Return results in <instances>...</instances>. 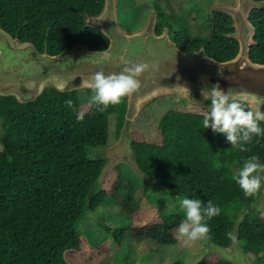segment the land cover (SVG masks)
Instances as JSON below:
<instances>
[{"label":"trees","instance_id":"1","mask_svg":"<svg viewBox=\"0 0 264 264\" xmlns=\"http://www.w3.org/2000/svg\"><path fill=\"white\" fill-rule=\"evenodd\" d=\"M104 1L0 0V25L15 36L19 33L22 40L32 41L41 51L47 43L55 54L77 41L104 49L109 37L100 28L86 25L83 15L99 12ZM161 6L170 8L169 3L154 6L160 12L157 32L168 25L179 48L205 46L219 60L237 55L238 39L226 34L235 29L229 13H212L210 37L205 38L191 34L188 27L175 28L174 21L180 18L168 15ZM250 19L257 28L250 57L264 63V5L253 8ZM85 90L83 97L78 89H46L28 102L0 95L5 129L0 134V264H97L105 250V244H92L77 226L108 196L119 199L126 187H134L118 165L107 174L102 189L92 190L105 162L98 146L109 142L114 115L115 136L120 134L127 96L100 112L89 102L92 88ZM69 99L72 108L65 104ZM209 108L210 100L197 104L175 94L157 97L135 121L133 146L141 167L171 191L170 195L202 200L205 206L212 200L221 209L219 216L206 223L209 237L226 245L231 242L226 233H233L238 212L257 196L245 198L232 177L253 155L264 163V136L245 145L248 151L231 148L226 134L219 133L218 141L214 140L210 128H202L201 123ZM77 115L82 119L78 121ZM260 126L264 129V122ZM166 197L163 192L156 208H141L126 195L119 199L122 212L129 215L126 224L116 226L105 218L97 221L115 238L118 248L128 232L160 246L176 243V229L184 214L166 212ZM239 240L253 261L264 263V211L246 216ZM197 264L233 263L211 252Z\"/></svg>","mask_w":264,"mask_h":264},{"label":"water","instance_id":"2","mask_svg":"<svg viewBox=\"0 0 264 264\" xmlns=\"http://www.w3.org/2000/svg\"><path fill=\"white\" fill-rule=\"evenodd\" d=\"M263 5V1L239 0L233 9L234 13L214 6L216 10L229 13L234 20V31L226 34L237 38L240 48L236 56L227 60L216 59L207 52L205 46L190 50L179 48L171 37L168 25L157 32L159 11L151 12L144 26L128 32L119 21L117 0H105L99 12L83 14L86 25L100 28L109 37L110 43L104 49H93L77 41L70 49L54 54L49 51L47 43L41 51L32 41L22 40L19 33L15 36L0 25V95H12L20 102L33 101L46 89L73 91L83 87L92 88V77L97 71L108 75L119 73L123 67H131L137 62L149 64L150 69L138 78L139 89L127 96V110L118 138L98 146L105 162L92 190L96 192L102 189L107 174L121 162H126L160 195L163 192L170 195L171 191H167L139 164L133 146L134 121L154 98L176 93L193 103H204L208 100L203 98L202 92L216 84L238 100L246 102L253 111L264 112V63L255 62L250 57L257 31L250 14L253 8ZM102 51H107L111 60L95 63L99 55H90ZM126 61L129 62L127 65ZM220 65L225 68L222 75ZM210 132L214 140L218 141L219 133H214L211 128ZM0 134H5L1 116ZM258 211H264V181L256 201L250 206L245 205L234 220L236 242L223 245L212 238L206 239L208 253L216 252L234 264H256L242 248L239 236L240 226L246 216Z\"/></svg>","mask_w":264,"mask_h":264},{"label":"rangeland","instance_id":"3","mask_svg":"<svg viewBox=\"0 0 264 264\" xmlns=\"http://www.w3.org/2000/svg\"><path fill=\"white\" fill-rule=\"evenodd\" d=\"M156 3L159 5L169 3V9L165 6H161V8L168 15L176 14L180 18H176L174 21L175 28L180 26L188 27L191 34L208 38L211 33V16L213 11L216 10L214 6L217 5L218 9L223 8L226 11L234 13L233 9L238 5L239 0H161V2H155V0H117L118 18L122 27L128 32H132L144 26L148 21L150 13L157 11L154 8ZM85 89L87 88L83 87L78 89L83 97L87 95ZM173 94L178 95L176 93ZM167 95L169 94L159 97ZM178 96L182 97L181 95ZM155 99L148 103L139 115ZM116 121V116H112L109 142L116 140L119 136H115ZM135 121L134 128L136 130ZM118 165H121L119 170L123 173V176L134 183L133 188L126 187L120 193L119 199L127 195L132 199L134 205H138L141 208H156L161 198L160 193L147 180L138 175L129 164L121 162ZM166 196L167 205L165 211L181 212L176 197H183V195ZM119 199L108 196L96 211L90 212L89 215L83 217L77 226L81 234L92 244H105V250L97 264H131L132 262L138 263L140 261H146L147 264H197L208 252L209 244L207 240H199L185 244L184 240L179 239L176 243L160 246L149 240H138L131 232L127 233L122 245L118 248L115 238L107 233L97 220L105 218L116 226L126 224L129 221V215L122 212Z\"/></svg>","mask_w":264,"mask_h":264},{"label":"clouds","instance_id":"4","mask_svg":"<svg viewBox=\"0 0 264 264\" xmlns=\"http://www.w3.org/2000/svg\"><path fill=\"white\" fill-rule=\"evenodd\" d=\"M95 63L109 62L111 57L107 51L97 52L90 56H97ZM213 62H215L213 60ZM129 62H125L127 65ZM216 63V62H215ZM150 65L144 62H137L133 66H125L119 73L106 75L103 71H97L93 74L92 91L90 104L94 105L98 111L104 112L109 106H115L122 102L126 96L136 92L139 87L138 78L144 72L150 69ZM225 68L220 65V73L223 74ZM202 96L205 100H210V108L203 113L202 128H211L214 133L226 134L231 148L239 151H248L245 145L252 142L254 137L264 136V129L261 128V122H264V112L260 110H250L244 103L225 92L219 84L214 85L208 91H203ZM67 107L72 108V101L66 100ZM82 116L77 115V120ZM232 179L239 185L245 198L254 197L262 186L264 181V163L260 162L258 156L253 155L244 161L238 175ZM184 219L176 229V238L188 242L209 239L210 228L207 220L219 216L221 209L209 200L204 205V201L190 199L188 197H176ZM226 236L233 243L236 242V236L227 232Z\"/></svg>","mask_w":264,"mask_h":264},{"label":"flooded vegetation","instance_id":"5","mask_svg":"<svg viewBox=\"0 0 264 264\" xmlns=\"http://www.w3.org/2000/svg\"><path fill=\"white\" fill-rule=\"evenodd\" d=\"M159 18H160V12H159ZM158 23H159V21H158ZM208 253V252H207Z\"/></svg>","mask_w":264,"mask_h":264}]
</instances>
